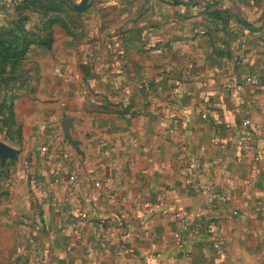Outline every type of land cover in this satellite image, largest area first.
I'll return each instance as SVG.
<instances>
[{
  "label": "crops",
  "instance_id": "crops-1",
  "mask_svg": "<svg viewBox=\"0 0 264 264\" xmlns=\"http://www.w3.org/2000/svg\"><path fill=\"white\" fill-rule=\"evenodd\" d=\"M102 2L71 31L57 17L50 50L33 37L23 138L4 140L19 152L0 167V245L31 237L69 264L217 262L204 244L176 256L179 210L227 222L231 253L235 237H264L251 209L264 203V0ZM229 73L262 84L227 92Z\"/></svg>",
  "mask_w": 264,
  "mask_h": 264
},
{
  "label": "rangeland",
  "instance_id": "rangeland-1",
  "mask_svg": "<svg viewBox=\"0 0 264 264\" xmlns=\"http://www.w3.org/2000/svg\"><path fill=\"white\" fill-rule=\"evenodd\" d=\"M73 1L76 4L85 3V7L76 9L69 0H0L1 142L8 140L16 144L20 143L23 138V125L18 119L17 98L23 86H35L38 81L36 73L33 75L28 71L29 69H37V62L34 59L36 47L33 49L32 46L33 37L37 34L42 36L41 39L39 37L41 46L50 50L53 45L52 20L59 17L68 31H71L73 26L80 25L84 21L89 11L88 6L90 7L91 4L100 5L104 0H97L98 2L95 3L93 1L90 3V0ZM32 17H34L33 23H36L37 26L30 29L28 21ZM65 138L71 143L66 134ZM4 164L0 156V167ZM0 176H2L1 169ZM33 184L40 191L46 192L38 179H34ZM203 191L209 193L208 188H203ZM251 209L259 218V214L264 213V203L261 199H257L256 204ZM246 211L241 207L232 209L228 213L231 217L227 216L225 219L227 221L229 218H233V220L242 218ZM181 215L187 216L194 222L190 231L183 230L179 220ZM173 216L178 223V229L177 234L170 240V246L175 250V253L178 251L176 254L178 258L185 256L184 252L187 251L188 245L204 244L213 248L208 255L218 259L217 262L213 260L212 264H264V251H261L264 245V237L257 234L235 237L234 241L240 250L237 249L235 252L233 250L231 253L228 242L230 238H227L224 229V223L227 225V222H222V220L220 222L218 218H214L207 211L191 214L179 210L174 212ZM254 228L258 229L256 226ZM179 234H181V240L178 239ZM15 239V244L9 246L10 251H6V246L0 245V264H69L66 258L58 262L53 256L52 247L34 245V240L31 237H16ZM3 242L5 243L4 238L0 237V244Z\"/></svg>",
  "mask_w": 264,
  "mask_h": 264
},
{
  "label": "built area",
  "instance_id": "built-area-1",
  "mask_svg": "<svg viewBox=\"0 0 264 264\" xmlns=\"http://www.w3.org/2000/svg\"><path fill=\"white\" fill-rule=\"evenodd\" d=\"M241 84H249V85H253V86H258V85L262 84V79L257 74H250V75L245 76L242 80H240V79L236 78L233 74L229 73L226 76V82L224 85V89L227 92H234L235 94L238 95V94H240L239 87ZM250 123H251L250 120H246L244 122L245 125H250ZM71 179L73 180V182H75V183L77 182V178L74 175L71 176ZM95 185L98 188L103 187V184L101 181H96ZM179 220L182 224L183 230H185V231H190L192 229V227L194 226V222L190 218H188L187 216L181 215L179 217ZM180 235L181 234L178 235L179 240L182 239V237Z\"/></svg>",
  "mask_w": 264,
  "mask_h": 264
},
{
  "label": "water",
  "instance_id": "water-1",
  "mask_svg": "<svg viewBox=\"0 0 264 264\" xmlns=\"http://www.w3.org/2000/svg\"><path fill=\"white\" fill-rule=\"evenodd\" d=\"M87 1V0H86ZM69 2L76 8V9H83L85 7V3L83 4H76L73 0H69ZM69 124L70 120H65L63 127L65 134L68 138V140L75 146H77V142L72 138L70 131H69ZM19 149L7 144L5 142L0 141V156L2 159L3 164L8 160V159H14L18 155Z\"/></svg>",
  "mask_w": 264,
  "mask_h": 264
},
{
  "label": "trees",
  "instance_id": "trees-1",
  "mask_svg": "<svg viewBox=\"0 0 264 264\" xmlns=\"http://www.w3.org/2000/svg\"><path fill=\"white\" fill-rule=\"evenodd\" d=\"M54 22H55V20H52V24H53ZM45 43H47V42H45ZM52 43H53V38H52ZM52 43H51V44H52Z\"/></svg>",
  "mask_w": 264,
  "mask_h": 264
}]
</instances>
